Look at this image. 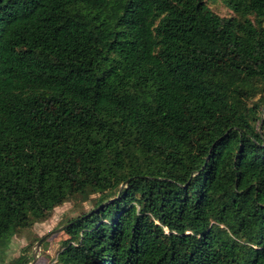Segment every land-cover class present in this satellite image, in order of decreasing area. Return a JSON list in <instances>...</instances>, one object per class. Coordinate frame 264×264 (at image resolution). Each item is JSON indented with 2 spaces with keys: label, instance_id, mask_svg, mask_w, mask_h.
<instances>
[{
  "label": "trees",
  "instance_id": "16d2710c",
  "mask_svg": "<svg viewBox=\"0 0 264 264\" xmlns=\"http://www.w3.org/2000/svg\"><path fill=\"white\" fill-rule=\"evenodd\" d=\"M92 200L55 264H264V0H0V253Z\"/></svg>",
  "mask_w": 264,
  "mask_h": 264
},
{
  "label": "rangeland",
  "instance_id": "374dc122",
  "mask_svg": "<svg viewBox=\"0 0 264 264\" xmlns=\"http://www.w3.org/2000/svg\"><path fill=\"white\" fill-rule=\"evenodd\" d=\"M211 7L222 16L232 15V12L221 2L211 4ZM94 205L95 200L80 207L67 203L57 208L48 221L35 225L30 231L16 229L9 247L0 253V264H16L21 255H31L34 258V253L37 257L35 264H55L63 244L69 239L63 230L65 225L81 213L91 211ZM45 236H47L46 240L38 249L37 244Z\"/></svg>",
  "mask_w": 264,
  "mask_h": 264
},
{
  "label": "water",
  "instance_id": "95a60500",
  "mask_svg": "<svg viewBox=\"0 0 264 264\" xmlns=\"http://www.w3.org/2000/svg\"><path fill=\"white\" fill-rule=\"evenodd\" d=\"M46 238H47V236H45L44 238H42V239L39 241V243L37 244V248H38V249H40L42 243L46 240ZM36 259H37V257H36V253H34V261H33L31 264H35Z\"/></svg>",
  "mask_w": 264,
  "mask_h": 264
}]
</instances>
